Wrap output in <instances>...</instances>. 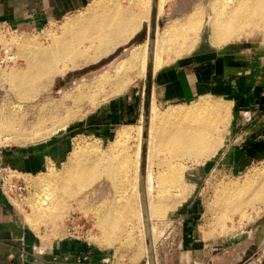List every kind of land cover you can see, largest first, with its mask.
<instances>
[{
	"label": "rangeland",
	"instance_id": "1",
	"mask_svg": "<svg viewBox=\"0 0 264 264\" xmlns=\"http://www.w3.org/2000/svg\"><path fill=\"white\" fill-rule=\"evenodd\" d=\"M117 1L121 5H126L129 0ZM164 3L165 4L162 5L160 13L158 14L156 11L155 34L152 42L149 41V14V20L142 23L137 34L127 43L120 45L113 51H108L106 55L102 56L96 62L90 61V63L80 68L69 69L64 75L55 76L49 86L44 89L42 88L37 97L34 100L29 101L42 102L49 99L58 100L62 98L63 93L69 91L74 92L78 85L82 86L87 83L89 84L99 72L106 69L110 70L117 59L123 56L126 50L132 45L143 44L147 41V56L148 51L151 50L153 51L154 57L156 36L160 37L163 30H165L169 24L174 22V20L182 23L186 20V16L199 12L201 15V21L199 24L197 23L196 26L198 34L194 35L196 34V31L186 29V26L185 31L183 30V36L176 37L166 45L167 49L160 57L161 66L155 71L152 68L151 80L149 83L150 110L146 122L144 120V100L146 99L145 85L147 70H145V73L141 76L142 72H140V67H138L137 69L131 68L130 71L128 69V71L124 73L126 79L128 77L127 82L124 84L125 86L123 85L124 87L117 85V81L119 80L116 79L118 78L117 74L116 77L112 76L110 79H106L102 85H95L94 89L93 87L89 89L84 88L83 90H87V94L83 98L84 100L79 104L74 103L73 106V100H70V96L69 98L67 97L64 100L66 103L65 105L69 107V111H73L74 115L69 117L70 122L65 123V128L60 131L52 132L53 128L51 124L47 123L43 131L41 130L37 136L27 141H20L21 143L13 140L10 133V135H8L7 132H4L5 134L0 133V151L5 149L31 150L41 147H48L51 151L54 147L62 149L63 137L66 138V144L69 142V151L65 161L62 159L61 150H58V158H47L42 169L39 171L19 172L5 169L6 172L4 170L2 172V170H0V184L5 193L10 197L11 202L14 203L21 213L22 221L25 223L33 240L36 239L43 243H49L65 238L79 239L87 245L94 247L96 250L101 251L102 264H149L148 241L143 223L142 202L140 197L141 192L143 193L147 205L148 232L150 235L153 255L155 257V264H231L233 257H235L241 249L250 247L254 241L255 232L264 225V202L257 200L251 202V205L247 204L243 207V212L231 213L233 221L232 229L229 232L219 231L218 233L219 223L222 222V218L214 204L215 189L221 182L244 179L245 175L251 176L253 173L258 176L259 171L257 172V170L260 168L263 169L264 35L260 33L251 36H242L239 39L232 40L227 45L224 44L219 46L212 41V30L209 24L211 20V6L214 5V0H167L164 1ZM80 10L82 11L83 9L73 11L61 18L45 22L38 28L19 29L0 26V69L5 67L21 69L25 66V57L19 54V47L17 46L16 41L12 40L13 37L35 38L36 40L45 43L47 41V37L45 36L50 33L51 30V33H57L60 24L67 18V16L69 17L79 13ZM182 37H188V41L191 43L193 42L194 46L189 52L182 51L180 54V52L177 53V51L181 50L183 44ZM203 45L215 54L216 51L222 54L224 60L220 62L221 67L219 69H216L215 66L214 67L216 71L218 70L224 72L225 75H228V79L224 80L228 83L220 87L221 91H215L214 95L203 96L196 101L182 105L190 106L198 103V101L200 102L202 99L208 102L222 100L224 108L222 107L221 110H219L218 115H215L217 121L215 122L216 130L214 131L215 140L218 139L221 144L216 148L212 160L205 165L204 170L200 169L199 164L207 159L205 157L192 158L193 160L187 158L188 160H183V163L186 166L183 177V183L186 187V193L184 195L186 197L183 195V200L179 196L171 197L172 192L169 191L168 193L170 196L167 197V202L170 203L173 199L176 200V204L180 201L181 202L175 208L169 209L164 215L150 218L148 205L149 201L156 199L154 197V192L157 188L152 187L149 189L147 187L148 172L150 171L154 174L155 169H157L154 160L152 162L147 155V142L151 122L150 118L152 115L151 104L152 108L153 106L154 108L155 106L158 108L156 110H163V108H165V105H159V103L155 105L154 102L151 103V92L155 77L163 67L176 63L177 59L189 60L193 53L201 50L200 47ZM228 68L230 69V74L227 72ZM115 79L117 80L116 82ZM106 85L107 88L105 87ZM120 87L122 91L120 90ZM99 89L100 91H98ZM101 89L104 91L102 92ZM93 94H96L95 97ZM127 96L131 98L139 97V99L143 100L142 119L137 124L123 125L117 129L118 131L125 126L131 128L132 133L130 132V135L123 140V142L125 141V143L129 145L127 157L125 156L123 158L125 150L118 153V160L113 159V161H111V159H108L107 157L104 160L106 163L112 162V164L121 161H123V164L126 162L125 165L128 164L130 166L129 170H131V173L129 178L131 179L125 182L123 180H110L109 177H111V175L105 173L99 168H95L94 166L89 168L88 171L83 174L80 171L76 173L73 171L72 175L70 174L66 177L64 182L65 188L55 199L52 215L45 217V220H42L43 218L41 217L38 219L35 218L34 220L33 216L34 221L32 220L33 223H31L32 225L29 227L25 219L29 214L32 215L34 212L32 208L33 202L37 190L39 189V181L37 184L36 178L39 179V177L43 176V174H46L50 170L59 172L74 147L81 146L83 148L88 144L95 145L91 151L82 149L79 152V155L77 156L78 162H76V167L74 169L76 171H78V163L81 161H90L94 159V156H96L97 153H105L108 145L113 139L105 140L94 135L92 132L93 128L90 127L93 125L91 121L95 112L102 105L110 100L120 97L127 98ZM85 99H87V102L89 100L92 102L89 101L90 103L88 102V104ZM5 102H8L7 106ZM14 103H17L18 105H22V103L26 104L28 103V98L26 100L21 98L18 94L16 95V91L13 90L8 82L0 81V109L6 106L4 109L7 110L8 107L11 105L13 106ZM90 105H93V107H90ZM23 108H25L26 111V113H24V120L35 119L33 111L25 106ZM227 108L228 110L226 112ZM27 110H29V112H27ZM225 112L227 114L229 113L228 120ZM76 113L77 117L75 116ZM240 113L243 116H240ZM28 114L32 116L28 117ZM224 114H226L227 118H225ZM244 117L247 118L246 122H249V120H259L258 124L260 127H254L251 129L252 132L247 135L246 133L249 127L245 130L244 125H240V121ZM234 121L235 123H239L238 126ZM138 127H141L142 132L144 128L147 129L146 152L143 162L144 175L142 182H139L142 133L141 137L138 139L136 134L138 133L136 131ZM237 130H240L239 132L245 130V133L239 134L237 133ZM260 133L261 135L259 137L261 138V141H258V134ZM216 135L219 138L216 137ZM4 136L6 141L4 140ZM138 146L140 148L139 155L136 153ZM65 149H67V146ZM53 152H55V148ZM87 156L90 158L86 159ZM137 161H139L138 168L136 166ZM152 163H154V166ZM197 164L199 166H197ZM124 169L125 167L123 168V171L118 170L116 173H113L112 177L117 176V178L121 177V179H123L122 174L124 173ZM100 183H106L109 185L111 195L113 194V197L115 198L117 207L112 206L115 209V215L113 217L109 218L106 216L109 206L105 205V209L101 210L97 205H93L97 200L83 194L84 191L93 189L95 185ZM123 183L128 185L127 190L120 189ZM19 184L25 185V189L21 192L16 191L14 188ZM124 195L129 196V198L132 199L131 211L122 207L124 200L122 196ZM99 202L100 200L97 203ZM242 213L243 216L241 217L240 215ZM225 222H227V226H231L230 220H226ZM261 233L264 235V231ZM260 242L259 247L254 249L251 254V257H254L258 264H260L264 256V239L260 240ZM238 264H241V262Z\"/></svg>",
	"mask_w": 264,
	"mask_h": 264
},
{
	"label": "bare ground",
	"instance_id": "2",
	"mask_svg": "<svg viewBox=\"0 0 264 264\" xmlns=\"http://www.w3.org/2000/svg\"><path fill=\"white\" fill-rule=\"evenodd\" d=\"M164 1L167 0H158L157 2L158 14L162 5L165 4ZM150 9L151 0H129L126 5H121L117 0H91L79 13L65 17L66 19L60 24L57 33H51L52 30L50 33L47 31L48 34L44 35L47 37V41H44L45 43L35 38L13 37L12 40H15L19 47V54L25 57V66L21 69L15 67L0 69V81L8 82L13 90L16 91V95L18 94L26 100L28 98V103H22V105L14 103L13 106L11 105L5 110L4 108L8 103L5 102L6 106L0 109V133L7 132L8 135L11 134L10 136H12L13 140L20 142L37 136L41 130L43 131L47 123L51 124L52 132L60 131L65 128V123L70 122L69 117L74 115L73 111H69V107L65 105L64 100L67 97H71L70 100H73V106L74 103L79 104L87 94V90H83L84 88L93 87L94 89L95 85H102L106 79H110L112 76L116 77L117 74L118 78L116 79L119 80L115 79V82L117 81V85L123 86L128 80L124 73L128 69L130 71L131 68L137 69L140 67L139 70H141L142 76L146 70L147 41L143 44H135L129 47L125 54L117 59L110 70L106 69L99 72L89 84L78 85L74 92L63 93L62 98L58 100L49 99L42 102H29L37 97L42 88L49 86L55 76L64 75L69 69L80 68L90 63V61L96 62L106 55L108 51H113L120 45L127 43L140 30L142 23L149 20ZM200 16L199 12H195L186 16V20L182 23L174 20L168 27L166 26L167 28L163 30L160 37L156 36L153 57L154 71L161 66L160 57L167 49L166 45L176 37L183 36L186 26V29L196 31L194 35L198 34L196 26L201 21ZM209 24L212 30V41L219 46L227 44L234 39H239L242 36L260 33L264 35V0H214V5L211 6ZM182 38L181 50L177 51L180 54L182 51L189 52L194 46L193 42L188 41V37ZM105 87L107 88V85ZM101 90L102 92L104 91L103 89ZM87 99H85L86 102ZM222 104H224L222 100L208 102L202 99L200 102L198 101V103L190 106L172 105L164 110H156L158 108L156 106L152 108L151 104L152 115L150 114L151 122L147 142V155L152 162L154 160L157 169H155L154 174L153 172H148L147 187L149 189L152 187L157 188L154 192L156 199L149 201L148 205L150 218L164 215L169 209L175 208L181 202L176 204V200L173 198V201L167 202V197L170 196L169 191L172 192L171 197L179 196L183 200L186 193V187L183 183L186 169L183 163L184 159L209 158L215 154L216 148L221 144L214 137L215 122L217 121L215 115H218L219 110L223 107ZM93 105H90V107H93ZM24 106L33 111L35 119L24 120V113H26ZM227 110L228 108L226 112ZM226 114L224 115L225 118L228 117V120L229 113L227 117ZM31 116L29 115L28 117ZM136 131L135 133L139 139L142 133L141 127H138ZM130 132L131 128L129 126L119 129L105 153L101 154L99 152V154L97 153L94 156V159L81 161L78 163V171L74 169L76 162H78L77 156L79 152L82 149L91 151L95 145L88 144L83 148L81 146L74 147L59 172L50 170L39 177V179L36 178L37 184L39 181V186L37 185L39 189L33 202L32 208L34 212L32 215H26L27 225L31 227L33 216L34 220L39 217L45 220V217L52 215L55 199L65 188L66 177L70 174L72 175L73 171L74 173L80 171L83 174L94 166L111 175L109 177L110 180L129 181L131 179L129 178L131 170H129L130 166L128 164L125 165L126 162L124 164L123 161L112 164V162L106 163L104 159L107 157L111 161L113 159L118 160V153L125 150L123 158L127 157L129 145L123 140L130 135ZM216 137L218 136L216 135ZM139 152L140 148L138 146L136 153L139 155ZM89 158L88 156L86 157V159ZM154 163H152L153 166ZM136 166L137 168L139 167V161L136 162ZM124 167L123 179L121 177L117 178V176L112 177L113 173L118 170L123 171ZM258 171V176L254 173L251 176L245 175L244 179L221 182L216 187L214 204L222 218V222L219 223L220 230L218 229V233L219 231L229 232L232 229L231 213L243 212L242 208L247 204L251 205L253 201L264 202V164L263 169L260 168ZM125 184L123 183L120 189L127 190L128 185ZM83 194L87 197H92L97 202L100 200L99 203L95 202L93 205H97L101 210L105 209V205L109 206L106 212V216L109 218L115 215L114 207H117V204L113 194L111 195L110 186L106 183L95 185L93 189L86 190ZM122 197L124 198L122 207L131 211L132 199L126 195ZM240 216L242 217L243 213ZM226 220H230L231 226L226 225ZM263 231L264 225L255 232L254 241L249 248L236 252L237 254L233 257L231 264L240 262L241 264H258L254 257H251V254L254 249L259 247L260 240L264 239V235L261 233Z\"/></svg>",
	"mask_w": 264,
	"mask_h": 264
},
{
	"label": "crops",
	"instance_id": "3",
	"mask_svg": "<svg viewBox=\"0 0 264 264\" xmlns=\"http://www.w3.org/2000/svg\"><path fill=\"white\" fill-rule=\"evenodd\" d=\"M90 1L0 0V26L19 29L38 28L45 22L85 8ZM203 46L200 47L201 50L193 53L189 60L177 59L176 63L167 65L159 71L152 87L151 103L165 105L164 110L169 106L188 104L200 97L214 95L215 91H221L220 87L228 83L224 81L228 79V75L216 71L215 67L219 69L220 62L224 58L220 52L216 51L215 54ZM227 72L230 74L229 68ZM142 112L143 100L139 97H120L102 105L95 112L91 121L93 125L90 127L93 128L94 135L99 138L112 140L119 127L139 123ZM241 113L240 116H243ZM237 116L239 117L238 114ZM246 119V117L242 118L240 125H244L245 130L249 127L246 133L248 135L252 132L251 129L260 125L259 120L246 122ZM239 131L237 130L239 134L245 133ZM260 135L261 133L258 137ZM257 140L261 141V138ZM67 144L66 138L63 137L62 149L54 147L55 152H53L54 148L50 151L48 147L1 150L0 170L2 172L5 169L19 172L39 171L47 158H58V150H61L62 159L65 161L69 142ZM212 158L213 155L197 166L204 170L205 165ZM28 231L22 221L21 213L0 184V264H102L101 251L79 239L65 238L43 243L33 240Z\"/></svg>",
	"mask_w": 264,
	"mask_h": 264
},
{
	"label": "water",
	"instance_id": "4",
	"mask_svg": "<svg viewBox=\"0 0 264 264\" xmlns=\"http://www.w3.org/2000/svg\"><path fill=\"white\" fill-rule=\"evenodd\" d=\"M157 0H151V10H150V21H149V41H153V36L155 34V25H156V14H157ZM152 62H153V51L149 50L148 51V56H147V65H146V99L144 100V120L145 122L147 121V118L149 116V105H150V80H151V74H152ZM146 139H147V129L144 128L142 132V143H141V167H140V179L139 182L143 181V162L145 158V152H146ZM141 197V202H142V214H143V223L145 226L146 230V238L148 241V260L149 264H155V257L153 255V249L151 246V241H150V235L148 232V215H147V205L144 200L143 193H140ZM261 264H264V258Z\"/></svg>",
	"mask_w": 264,
	"mask_h": 264
},
{
	"label": "built area",
	"instance_id": "5",
	"mask_svg": "<svg viewBox=\"0 0 264 264\" xmlns=\"http://www.w3.org/2000/svg\"><path fill=\"white\" fill-rule=\"evenodd\" d=\"M16 191L21 192L25 189V185L19 184L18 186L14 187Z\"/></svg>",
	"mask_w": 264,
	"mask_h": 264
}]
</instances>
